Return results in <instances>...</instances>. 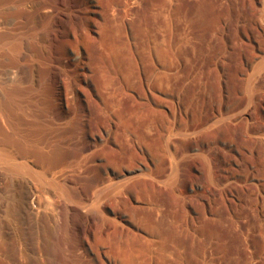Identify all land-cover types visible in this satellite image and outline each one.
<instances>
[{
    "label": "rangeland",
    "instance_id": "rangeland-1",
    "mask_svg": "<svg viewBox=\"0 0 264 264\" xmlns=\"http://www.w3.org/2000/svg\"><path fill=\"white\" fill-rule=\"evenodd\" d=\"M0 264H264V0H0Z\"/></svg>",
    "mask_w": 264,
    "mask_h": 264
},
{
    "label": "bare ground",
    "instance_id": "bare-ground-1",
    "mask_svg": "<svg viewBox=\"0 0 264 264\" xmlns=\"http://www.w3.org/2000/svg\"><path fill=\"white\" fill-rule=\"evenodd\" d=\"M106 79H107V78H106ZM109 80H110V79H109ZM103 82H104V81H103ZM106 83H107V82H106ZM106 83H105V84H106ZM105 84H103V85H105ZM108 86H109V85H108ZM105 87H106V85H105ZM105 89H106V88H105ZM109 99H110V98H109Z\"/></svg>",
    "mask_w": 264,
    "mask_h": 264
}]
</instances>
